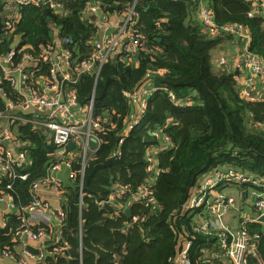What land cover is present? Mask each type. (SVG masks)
<instances>
[{
	"label": "trees",
	"instance_id": "obj_1",
	"mask_svg": "<svg viewBox=\"0 0 264 264\" xmlns=\"http://www.w3.org/2000/svg\"><path fill=\"white\" fill-rule=\"evenodd\" d=\"M57 1L64 5V12L32 4L20 7L22 18L14 38L20 37V48L37 59L43 48L55 45L57 35L70 37L76 55L85 57L99 32L84 16L87 6L101 4L105 14L113 15L136 0ZM204 1L218 26H244L251 35L250 50L264 59V12L250 17L264 0ZM199 5L195 0H137L136 30L147 50L133 57L116 52L98 78L86 74L76 84L79 108L94 99L93 117L101 126L94 131L99 145L92 143L96 149L88 153L84 171L83 150L70 153L75 178L64 185L67 219L63 231L71 249L65 257L49 258L47 264H174L187 240L192 242V264H226L222 257H213L212 238L196 230L201 210L184 212V206L207 172L227 168L264 178V100L248 102L236 83V72H214L213 52L234 36H212L206 31L197 19ZM44 73L49 74L48 68ZM147 87L157 91L148 97L139 124L129 130L138 115V104L131 96ZM5 91L11 92L10 88ZM5 105L0 94V111ZM11 130L31 161L24 170L30 173V181L14 185L15 204H27L32 200L30 183L47 175L57 147L32 125L14 122ZM152 149H157L159 174L149 172ZM10 182L0 176V192ZM149 182L154 185L156 205L146 207L133 197ZM120 189L126 193L104 204ZM128 208L130 218L125 214ZM136 217L145 221L133 225ZM6 219L9 226L0 227V254L19 247L14 242L18 224L10 215ZM250 230L260 236L258 254L264 264L262 225Z\"/></svg>",
	"mask_w": 264,
	"mask_h": 264
},
{
	"label": "built area",
	"instance_id": "obj_2",
	"mask_svg": "<svg viewBox=\"0 0 264 264\" xmlns=\"http://www.w3.org/2000/svg\"><path fill=\"white\" fill-rule=\"evenodd\" d=\"M137 1V0H136ZM136 1L124 12L113 15L105 14L101 4L87 6L84 16L90 18L101 11L106 19H114L113 31L104 36H98L92 44V51L85 57L76 55L77 51L71 47L70 37L55 38L58 44L48 46L47 51L38 59L32 53L20 48V44L13 43L17 24L22 18L20 7L26 5L49 6L55 12H64V5L57 0H10L5 5L6 13L1 16L2 32L0 44L4 43L9 51L0 60V85L11 84L15 93L17 82L14 75H21L23 85L28 84L30 75L27 74L23 65L26 63L32 66V75L37 77L40 87L27 86L30 90L28 98L18 100L8 99L7 93L3 97L7 99L3 111H0V176L9 179L11 182L6 189L0 192V205L5 209L2 213L0 227L7 228L9 222L7 215L12 216L18 224L14 233V242H19V247L14 251H2L0 264L4 259L14 261L16 264H47L49 258L67 256L71 246L64 237V226L66 225L67 213L64 208V200L58 206L51 203L49 196L53 199L63 198L65 189L63 180L57 173L63 166L70 167L69 179L75 178L72 160L68 158V145L75 142L77 149L83 150L82 166L85 169L88 153L91 152L90 144L99 140L94 134L100 129L98 119L93 117L94 99L92 98L86 108H79L76 95V84L84 75H96L99 77L102 67L109 58L116 52L128 56H137L145 48V39L136 30L137 18ZM200 1L199 15L206 31L212 36L226 33L234 36L243 42L241 57L244 65V77L236 78V83L242 96L248 102H260L264 96L256 93L264 86V59L250 50L251 35L242 25L229 24L223 27L218 26L214 15L204 0ZM264 12V3L257 5L250 17ZM61 15V14H57ZM94 23V22H93ZM108 24V23H107ZM106 24V25H107ZM97 27V26H96ZM98 29V28H97ZM59 34L57 29H54ZM58 36V35H57ZM127 42V43H126ZM59 47V49H58ZM25 49V48H24ZM149 51V50H148ZM39 62L48 68V75L39 67ZM225 62L222 61L221 64ZM229 73L231 71H228ZM259 88V89H258ZM257 89V90H256ZM155 87L143 88L136 92L131 98L138 104V115L130 123L129 130L139 124L147 109V99L156 92ZM32 125L38 129H45L52 133L53 142L60 149L58 158L49 167L47 175L39 180H34L29 185V194L32 198L30 203L15 204V186L17 183L30 181V173L24 172L30 164L28 153L18 145L11 124ZM156 137L162 138L159 132ZM170 144L169 138H164ZM123 143V141H121ZM15 147V151H14ZM149 172L160 173L157 168V152H149ZM155 174H153V177ZM15 185V186H14ZM153 183L143 184L138 193L133 197L135 200L146 204V207L156 205L154 198ZM219 187L224 188L223 191ZM234 187H243L251 200V207L254 214L243 213L236 229L230 228L225 218L230 212L239 207L240 200L227 194V190ZM247 188V189H246ZM125 189L118 193L113 192L108 201H116L118 196H123ZM52 194V195H50ZM79 205L83 208V191L80 192ZM103 204V205H104ZM199 222L197 232L210 236L215 242L213 257L222 255L228 260V264H262L258 254L259 234L251 232L253 225H262L264 230V178L253 174H244L235 169L222 168L203 174L196 186L192 189L190 197L184 206V212H196ZM144 218L136 217L135 223H143ZM83 231L80 226V238L82 241ZM191 241H186L175 258L174 264H192L189 258ZM82 254V245L80 246ZM215 255V256H214ZM207 263V261H205Z\"/></svg>",
	"mask_w": 264,
	"mask_h": 264
},
{
	"label": "crops",
	"instance_id": "obj_3",
	"mask_svg": "<svg viewBox=\"0 0 264 264\" xmlns=\"http://www.w3.org/2000/svg\"><path fill=\"white\" fill-rule=\"evenodd\" d=\"M9 2H10V0H0V3L2 5V9H1L2 12L0 11V18H1V16H3V14L6 13L5 5L7 3H9ZM96 14H99V17L97 15H95V16L91 17V20H92V22H94L95 26H97L98 30L100 31V35L104 36L105 34H110L113 31L112 27L114 26V19H112V18L111 19L110 18L106 19L103 16L101 11H98ZM198 15H197V19L199 21V16ZM14 39L15 40H13V43L10 45V48L12 47V45L14 43H15V46H16V44L17 45L20 44V47H21V44H22L21 43V41H22L21 38L16 36ZM57 39H58V36H57ZM242 43L243 42L241 40H239L238 38L234 37L232 39V41H227L221 47H219L218 49H216L213 52V64H214V72L215 73H218L219 71H222V70L232 71V72H236L238 74V75H236L237 77H240L241 79H243V77H244V65H243V60H242V57H241V52H242L244 46H243ZM55 44H58L56 42V40H55ZM3 46H5L4 43L0 44V60H1L2 56H4L9 51V48L3 47ZM24 48H26V46ZM47 48H43L42 55L47 51ZM58 49H59V47H58ZM222 61H224L225 63L221 64ZM39 67L42 69L43 72L46 69V67H44L42 64H40V62H39ZM23 69H24V71L27 74L30 75V79L28 80V84L26 86L22 84L23 79H22L21 75H18V74L14 75V77L17 80V82H19V84L17 85V90H15V93L11 89V84L10 83L3 82L1 84V85L7 86L6 88L3 87V86H2L3 88H0V94L1 95L3 94L5 89L10 88V90H11L10 94H8L6 91L5 92L8 95V99L10 97L12 100H8L7 101V99L4 98L3 95H2V97L7 101V103L9 101H14L15 102V100H18V96H20L23 99L28 98L29 95H30V90H29V88H27V86H32L34 88L33 85H35L36 87H40L39 86L40 82H39L38 78L32 75V66H29V64L25 62V64L23 65ZM257 91L262 92L263 96H264V86H261V88L259 90H257ZM0 123H2V122H0ZM42 130L45 132V135L47 136V139L53 141L52 133H49L45 129H42ZM73 143H75V142H73ZM92 143H94V144H97V143L92 141L91 144H90V149L95 150L96 148H94L92 146ZM69 145H68V147H69ZM20 147H22V146H20ZM77 150L78 149L76 148V150L70 151V149L68 148V152L71 153V154H73ZM14 151H15V147H14ZM150 151L153 152V153H156L157 149H152ZM59 152H60V149L57 148V151L53 155L54 159L55 158L59 159L58 158ZM92 152L93 151H91V153ZM71 157H72V155L68 156V158L72 160ZM56 159H55V161H56ZM71 170L72 169L70 167L63 166L59 170V172L57 173V176L60 177L63 180L64 185L66 184V182L70 181L69 173L71 172ZM226 192H227L228 195L234 196L235 198L238 197V196H241L240 202H244L245 203L244 205H241V203H239V207L237 209L232 210L230 212V214L225 218L226 224L230 228L236 229L238 227V225H239V221H240L241 215L244 212L253 215L254 211H253V209L251 207V202L248 204V201H250V199L248 198L247 194H246L245 197L243 195V193L246 192V191L239 190L237 187H234V188L228 189ZM50 195H52V194H50ZM53 196H49L48 197L53 205L58 206L60 203L63 202V198L53 199L52 198ZM4 209H5V206L3 204H1L0 205V222H1L2 218L4 219V216L2 215ZM201 222L202 221H200L199 224ZM220 257H222L224 259L225 263L228 264V260L225 257H223L222 255H220ZM1 264H16V263L14 261L9 260V259H4V260L1 261Z\"/></svg>",
	"mask_w": 264,
	"mask_h": 264
},
{
	"label": "water",
	"instance_id": "obj_4",
	"mask_svg": "<svg viewBox=\"0 0 264 264\" xmlns=\"http://www.w3.org/2000/svg\"><path fill=\"white\" fill-rule=\"evenodd\" d=\"M1 32H2V23H1V18H0V35H1ZM236 75H238V74L236 73ZM93 142H95V141H93ZM68 148L70 149V151H74V150H76L77 146L75 143L72 142V143H70ZM246 194H247V192L243 193L244 197L246 196ZM125 214L127 215L128 218H130L132 216L131 209L130 208L126 209ZM262 221L264 222V218H262Z\"/></svg>",
	"mask_w": 264,
	"mask_h": 264
},
{
	"label": "rangeland",
	"instance_id": "obj_5",
	"mask_svg": "<svg viewBox=\"0 0 264 264\" xmlns=\"http://www.w3.org/2000/svg\"><path fill=\"white\" fill-rule=\"evenodd\" d=\"M199 16V21L201 22V19H200V15H198ZM201 24H202V22H201ZM202 26H203V24H202ZM204 27V26H203ZM243 44V43H242ZM237 198V200H240L241 199V196H238V197H236ZM251 202V200L250 201H248V204ZM241 205H243V203L241 202ZM185 243V242H184Z\"/></svg>",
	"mask_w": 264,
	"mask_h": 264
}]
</instances>
